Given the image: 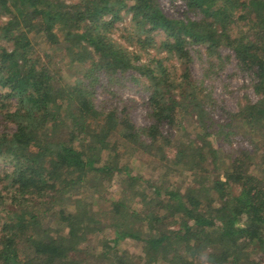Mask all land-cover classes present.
Listing matches in <instances>:
<instances>
[{
  "label": "trees",
  "instance_id": "trees-1",
  "mask_svg": "<svg viewBox=\"0 0 264 264\" xmlns=\"http://www.w3.org/2000/svg\"><path fill=\"white\" fill-rule=\"evenodd\" d=\"M170 2L0 0V264H264V0ZM232 58L237 112L204 85Z\"/></svg>",
  "mask_w": 264,
  "mask_h": 264
},
{
  "label": "rangeland",
  "instance_id": "rangeland-1",
  "mask_svg": "<svg viewBox=\"0 0 264 264\" xmlns=\"http://www.w3.org/2000/svg\"><path fill=\"white\" fill-rule=\"evenodd\" d=\"M162 7L165 11V13L169 16L172 15H182V11L184 10L180 3H177V7L173 6L170 0H161ZM131 17L127 16L125 19L116 25V29L114 30L113 37L117 39L118 41L124 42L123 35L124 34V28L129 24ZM160 40L159 38H157ZM133 50V48H130ZM204 47H195L193 49V55H194V63L192 65V72L193 76L198 79L202 80L204 78L203 74L205 70L207 69L208 65L203 63L200 59V56L202 55L203 58H205L204 53ZM199 52V53H198ZM151 55L155 52L153 50L150 51ZM229 52L225 50L223 52L224 56H227ZM144 59L147 56L145 53H143ZM164 57H166L165 54H163ZM175 62V61H174ZM173 63H170V66H172ZM203 63V64H202ZM176 64V62H175ZM174 64V65H175ZM68 61L64 60L63 63V69L65 71L66 75H71L68 70ZM144 80H142L140 83H133V82H125L123 85L114 87L113 90L119 92L120 96L123 97L124 100H128L131 104L134 105V108L131 110V115L134 121L139 124L143 125L145 122V117L147 113V107L146 102L148 99V93L145 88ZM250 84V78L248 76H243L239 74V72L236 70L235 67V60L232 58L231 61L226 65L225 69L218 73V75L211 76L210 79L204 80V85L210 89L213 90L215 97L224 102L228 109H230L233 112H237L239 110V107L242 103H244V97L247 94L250 99L253 101L257 100V97L255 96L252 89H246V86ZM107 94L103 93L102 90H100L99 94V100H105ZM108 101H112L111 99H108ZM117 102V100H116ZM112 103V102H111ZM188 127L191 126L192 122L188 119L186 122ZM131 166L134 168V172L139 174H146L151 175L152 171L148 167L147 161L144 160L143 157L133 158L130 159ZM144 162V163H143ZM1 172V168H0ZM179 182H181L180 178L177 179ZM118 182H114L112 184V187L110 191L112 194H115L118 190ZM114 186V187H113ZM136 242L133 241H124L121 243V247L123 249H127L130 251H138L139 247L137 246Z\"/></svg>",
  "mask_w": 264,
  "mask_h": 264
}]
</instances>
